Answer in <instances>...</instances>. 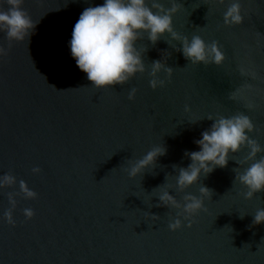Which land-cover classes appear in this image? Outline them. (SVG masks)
Masks as SVG:
<instances>
[{"label": "water", "instance_id": "95a60500", "mask_svg": "<svg viewBox=\"0 0 264 264\" xmlns=\"http://www.w3.org/2000/svg\"><path fill=\"white\" fill-rule=\"evenodd\" d=\"M103 2L24 0L22 8L39 22L31 35L9 48L0 30L8 50L0 57V176L16 178L0 188V264H264V223H252L264 209V191L246 199L247 188L235 181L236 170L253 162H236L247 147L184 190L176 185L179 167L191 163L185 152L199 151L195 141L221 116L247 115L254 129L246 134L264 149V0H240L244 19L232 26L223 19L232 0H176L174 30L217 41L224 62L192 64L167 33L155 45L144 33L135 46L145 71L96 88L71 56L70 40L83 10ZM8 7L0 0V10ZM156 60L173 71L169 78L161 70L165 84L152 89ZM155 147L165 154L130 177L127 169ZM21 180L35 199L23 197ZM167 185L181 205L193 195L203 208L188 219L178 215L182 208L159 200ZM202 186L211 198L201 196ZM9 192L17 193L14 225L4 218ZM26 208L35 213L31 219ZM177 218L182 226L173 231Z\"/></svg>", "mask_w": 264, "mask_h": 264}, {"label": "clouds", "instance_id": "9594fccd", "mask_svg": "<svg viewBox=\"0 0 264 264\" xmlns=\"http://www.w3.org/2000/svg\"><path fill=\"white\" fill-rule=\"evenodd\" d=\"M219 2L224 3V0ZM6 3L9 5L8 9L0 10V30L6 32L10 48L12 41L22 42L25 37L30 36L39 22L34 23L29 13L22 8L24 0H6ZM171 5L170 8H165L157 0H151V6L147 0H104L100 5L85 8L74 25L70 40L71 56L75 59L77 67L87 74L88 80L96 88L123 85L136 73L145 71L141 53L135 46L136 42L143 38L144 33H147V39L153 45L167 33L172 41L179 42L182 47L178 51H181L184 58L192 64L221 65L225 55L217 41L208 44L199 35H193L189 40L187 36L174 30L172 17L179 11L181 5L176 0H171ZM223 19L227 26L240 25L243 22L240 0H232ZM165 41L170 44V41ZM7 54L8 50L0 46V57ZM161 70L165 71L169 78L172 75L171 67H167L160 60L153 61L150 73L153 77L150 80L152 89L163 87L165 84L164 80L157 78ZM241 73H244L243 69ZM136 91L135 88L131 90L128 97L130 100L135 97ZM235 98L236 93H232L230 99ZM247 106L252 107V105ZM208 119L212 120L211 117ZM253 129L251 119L243 113L230 118L221 116L214 120L211 127L202 132V138L195 141L200 150L185 152V155L190 157L191 163L187 168L179 167V174L176 177L178 189L182 191L193 185L201 174L206 176L216 167H225L230 152L237 153L242 147H247L250 150L248 154L243 160L236 162L238 164L253 162L242 173L236 170L235 181L247 188L243 193L246 199H251L254 194L264 191V156L256 159L257 154L264 149L246 134ZM165 152L164 147L151 149L127 169L129 176L136 177L142 170L154 165L157 158ZM173 167L177 168L176 165ZM32 171L39 173L40 169L33 168ZM15 183L16 178L11 174L0 176V188L10 187ZM170 187L172 185L162 189L158 197L164 206L182 208L183 211L178 215L186 213L185 219H188L203 208V200L193 195H185L183 198L185 203L181 205L167 190ZM19 189L25 199H35L37 196V193L30 190L23 180L19 182ZM199 191L203 197L212 196V191L205 186ZM15 195L17 193H8L12 208L4 213V218L13 225L15 222L12 209L16 206ZM34 214L32 209H24L26 218L31 219ZM252 223L253 225L264 223V209L256 211ZM181 226L179 218L169 224V228L173 231ZM188 226L191 227V224Z\"/></svg>", "mask_w": 264, "mask_h": 264}]
</instances>
